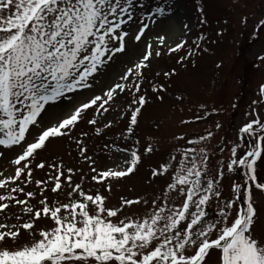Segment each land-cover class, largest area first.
Returning <instances> with one entry per match:
<instances>
[{
	"label": "snow or ice",
	"instance_id": "snow-or-ice-1",
	"mask_svg": "<svg viewBox=\"0 0 264 264\" xmlns=\"http://www.w3.org/2000/svg\"><path fill=\"white\" fill-rule=\"evenodd\" d=\"M138 3L0 0V158L8 159L14 169L8 175L0 172V264H207L212 250L219 252L218 264H264V236L254 231L253 189L264 193V180L257 171L258 164L264 163V118L258 112L238 130L240 142L230 147L228 161L215 169L209 166L210 153L203 146L213 137L212 131L170 153L151 169L149 183L168 178L160 194L151 199L121 196L117 205L109 206V195L104 194L112 192L113 182L134 175L143 157L157 150L151 141L145 142L141 153L140 140H134L117 150L125 154L120 163L113 161L98 170L83 141L76 140L80 156L90 165L91 181L103 191L100 187L85 190L83 174L74 183L76 170L65 168L62 160L35 162L51 140L70 136L88 112L93 116L87 123L97 125V117L108 113L121 95L126 96V106L122 103L117 110L121 118L129 117L125 138L134 133L148 103L142 94L143 70L163 50L146 43L138 61L107 89L97 93L94 85L96 76L127 51L129 36L138 42L150 27L141 21L135 34L129 31ZM156 13L164 17L165 8L157 6ZM258 26L264 27V19ZM156 40L169 53L187 43L168 46L164 35ZM194 55L190 50L177 62L183 64ZM175 74V69L163 72L165 79ZM151 88L153 93L166 90L164 84L154 83ZM82 93L89 95L81 98ZM259 93L264 96V85ZM60 104L65 105L60 118L45 123L48 109ZM111 126L108 121L95 131L100 134ZM14 149H19L14 157H6ZM45 168L47 178L34 180V170ZM234 172L242 173L243 182L232 183L225 197L223 180L226 173ZM31 184L39 191H26ZM47 192L65 195L49 200ZM212 202L217 214L210 219L206 209ZM135 206H143V211H132ZM13 208L18 211L10 212ZM42 220L46 223L37 228ZM22 232L29 239L20 243Z\"/></svg>",
	"mask_w": 264,
	"mask_h": 264
},
{
	"label": "rangeland",
	"instance_id": "rangeland-1",
	"mask_svg": "<svg viewBox=\"0 0 264 264\" xmlns=\"http://www.w3.org/2000/svg\"><path fill=\"white\" fill-rule=\"evenodd\" d=\"M157 6L165 8L164 17L156 13ZM177 12L184 15L183 20H177ZM261 19H264V0H139L129 31L135 34L141 21L148 23L150 27L138 42H134L132 35L129 36L127 51L118 55L106 70L96 76L97 83L94 85L97 93L107 89L126 67L138 61L146 43H151L154 50H163L161 56L153 55L149 67L143 70L142 94L147 95L148 103L138 117L134 133L125 138L129 117L124 115L121 118V112L117 110V106L122 103L126 106V96L121 95L108 113L102 118L97 117V125L87 123L93 116L91 111L88 112L84 121L77 125L70 136L51 140L47 148L38 154L35 162L42 159L48 163L62 160L65 168L72 167L76 170L74 183L80 182L83 174L85 190L100 187L103 191L100 185L91 181L90 165L80 156L76 140L83 141L88 156L96 161L94 166L98 170L112 166L113 161L120 163L125 154L118 153L117 150L131 146L134 140H140L141 153L145 142L151 141L157 150L152 155L143 157V162L134 175L113 182L112 192L104 193L109 195V206L117 205L121 196L151 199L159 195L168 178L163 176L149 183L151 169L166 161L169 154L174 153L177 148L189 147L187 140L198 138L207 131L214 134L210 140L203 142L210 153L209 166L215 169L221 161L227 162L230 147L234 142H240L238 130L254 118L257 112L264 118V96L259 93V87L264 85V27L258 26ZM185 24L188 28L184 27ZM158 35L166 37L168 46L184 40L187 43L182 50L169 53L167 47L157 43ZM200 36L204 39H198ZM190 50L195 55L186 57L183 64L178 63L179 58L186 56ZM171 69H175L176 74L165 79L163 72ZM157 72L161 75L157 76ZM154 83L164 84L166 90L153 93L151 85ZM87 95L89 93H82L81 98ZM254 101L257 103L254 104ZM64 107L60 104L49 108L44 122L59 119ZM108 121H112V126L97 134L95 128L103 127ZM177 136H184L185 139L175 140L174 137ZM241 143L239 151L242 154L246 141ZM221 148H224L223 152L220 151ZM18 151L19 149H14L5 155L12 158ZM13 171L8 159L0 158V172L8 175ZM257 171L260 179L264 180V163L258 164ZM48 173V168L35 169L33 179H46ZM234 182H243L242 173H226L222 187L225 197L229 195ZM26 191L39 190L35 184H31L26 187ZM46 195L49 200H54L63 199L65 193H61L59 197L51 192ZM253 196L257 209L254 231L257 235L264 236V193L253 189ZM32 203L35 204L36 201L33 200ZM131 210L143 211V206H135ZM206 210L209 218H214L217 214L216 203H210ZM9 211L17 212L18 209ZM45 223L46 221H39L36 227ZM27 239L28 234L22 232L19 242L23 243ZM218 257L219 252L212 250L206 258L207 264H218Z\"/></svg>",
	"mask_w": 264,
	"mask_h": 264
},
{
	"label": "bare ground",
	"instance_id": "bare-ground-1",
	"mask_svg": "<svg viewBox=\"0 0 264 264\" xmlns=\"http://www.w3.org/2000/svg\"><path fill=\"white\" fill-rule=\"evenodd\" d=\"M184 15L181 13V12H177L176 13V18H177V20H183L184 18ZM65 106V105H64ZM62 107V106H61ZM52 114V113H51Z\"/></svg>",
	"mask_w": 264,
	"mask_h": 264
}]
</instances>
